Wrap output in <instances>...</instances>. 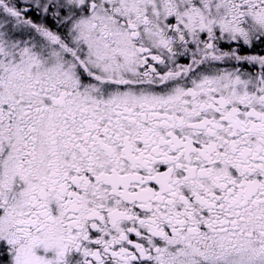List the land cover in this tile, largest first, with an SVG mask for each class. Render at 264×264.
I'll use <instances>...</instances> for the list:
<instances>
[{"label":"snow or ice","instance_id":"1","mask_svg":"<svg viewBox=\"0 0 264 264\" xmlns=\"http://www.w3.org/2000/svg\"><path fill=\"white\" fill-rule=\"evenodd\" d=\"M0 264H264V0H0Z\"/></svg>","mask_w":264,"mask_h":264}]
</instances>
